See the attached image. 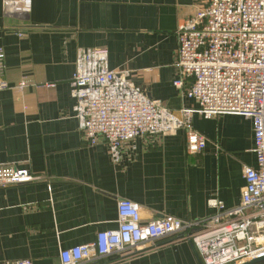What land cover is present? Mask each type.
I'll list each match as a JSON object with an SVG mask.
<instances>
[{
    "label": "crops",
    "instance_id": "0c3cea01",
    "mask_svg": "<svg viewBox=\"0 0 264 264\" xmlns=\"http://www.w3.org/2000/svg\"><path fill=\"white\" fill-rule=\"evenodd\" d=\"M208 1L31 0L26 12L7 13L0 0V47L10 85L0 90V163L40 177L0 186V264H61L62 250L118 228L121 198L138 203L144 222L211 217V198L223 210L241 204L244 166L257 165L251 119L196 114L194 127L208 139L202 153H188L181 128L135 140L116 164L104 143H87L76 117L72 79L80 48L107 49L111 69L130 70L131 80L169 109L196 106L174 85L177 30ZM25 80L28 86L16 87ZM95 263L202 261L191 242L162 240Z\"/></svg>",
    "mask_w": 264,
    "mask_h": 264
},
{
    "label": "built area",
    "instance_id": "2783aa9c",
    "mask_svg": "<svg viewBox=\"0 0 264 264\" xmlns=\"http://www.w3.org/2000/svg\"><path fill=\"white\" fill-rule=\"evenodd\" d=\"M31 0H3L7 13L26 12ZM174 85L196 106L169 109L131 80L128 69H111L109 51L80 48L72 79L76 117L90 145L104 143L120 164L126 146L140 138L160 139L179 129L189 154L202 153L207 137L193 123L198 114L213 118L240 114L252 120L257 165L244 166L246 184L241 204L223 210L216 198L211 217L184 220L163 216L144 222L138 203L118 202V228L97 233L95 241L61 251V264H93L114 253L134 255L159 241L191 242L201 264H241L264 256V0H210L181 22ZM5 51L0 47V90L5 79ZM29 85L21 81L16 87ZM180 114L178 116L177 114ZM30 169L0 163V186L39 180ZM7 264H33L29 259Z\"/></svg>",
    "mask_w": 264,
    "mask_h": 264
},
{
    "label": "water",
    "instance_id": "95a60500",
    "mask_svg": "<svg viewBox=\"0 0 264 264\" xmlns=\"http://www.w3.org/2000/svg\"><path fill=\"white\" fill-rule=\"evenodd\" d=\"M177 115L180 116L179 113ZM263 262H264V256H261V257L246 261V262L241 263V264H262Z\"/></svg>",
    "mask_w": 264,
    "mask_h": 264
},
{
    "label": "trees",
    "instance_id": "16d2710c",
    "mask_svg": "<svg viewBox=\"0 0 264 264\" xmlns=\"http://www.w3.org/2000/svg\"><path fill=\"white\" fill-rule=\"evenodd\" d=\"M93 264H96V263H93ZM262 264H264V262Z\"/></svg>",
    "mask_w": 264,
    "mask_h": 264
}]
</instances>
